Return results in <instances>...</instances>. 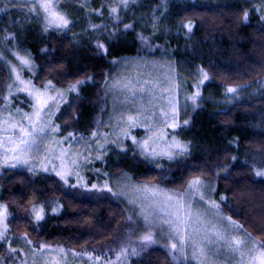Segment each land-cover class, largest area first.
<instances>
[{"label":"trees","instance_id":"trees-1","mask_svg":"<svg viewBox=\"0 0 264 264\" xmlns=\"http://www.w3.org/2000/svg\"><path fill=\"white\" fill-rule=\"evenodd\" d=\"M59 7L73 22L66 34L45 33L37 17L12 12L1 19L0 37L5 30L14 35L7 45L31 57L37 66L33 78L37 86L47 80L57 87L84 81L58 115L62 131L89 135L94 130L101 89L116 60L165 52L175 62L182 86L181 111L188 124L183 123L176 134L189 144V154L163 161L158 168L128 143L126 150L111 147L96 167L112 177L128 174L137 183H158L174 191L181 190L189 174L202 170L215 188L214 198L223 214L262 238L264 177L252 171L264 167V86H260L264 81V21L260 16L250 6L228 0H167L166 8L162 0H137L120 11L119 21L110 18L105 0H91L87 9L73 1ZM245 11H249L247 21ZM189 21L191 32L183 26ZM117 23L118 28L114 27ZM125 24L132 27L125 30ZM90 25L97 27L93 30ZM141 35L149 38L151 47L142 43ZM98 42L104 47L98 48ZM200 69L209 74L207 84L215 93L189 106L182 98L193 92ZM7 79L8 70L0 62V106ZM229 86L246 89V96L222 103ZM222 164L231 166L230 176L216 175ZM0 203L9 211L12 236L27 235L35 245L43 242L75 251L113 245L127 216L125 206L107 192L84 195L65 187L55 175L18 169H6L0 175ZM56 204L61 210L55 214ZM33 205L44 206L43 220L32 219ZM4 248L0 245V256ZM132 264L173 263L164 249L153 247Z\"/></svg>","mask_w":264,"mask_h":264},{"label":"snow or ice","instance_id":"snow-or-ice-1","mask_svg":"<svg viewBox=\"0 0 264 264\" xmlns=\"http://www.w3.org/2000/svg\"><path fill=\"white\" fill-rule=\"evenodd\" d=\"M60 2L61 0H0V4H3L0 11L7 12L9 5L25 7L27 13L41 20L43 32L54 31L57 34H66L67 31L71 30L70 25L73 22L60 9ZM135 2L136 0H107L110 18L119 21L120 11L127 10L130 3ZM166 4L167 0H162V5L165 8ZM80 7L87 9L88 0H84ZM103 7L104 5L101 6L102 9ZM92 11H95L98 16L103 15L102 11ZM153 18L156 19L155 13H153ZM243 19L247 21L248 11L244 12ZM183 26L191 32V21ZM90 27L95 30L97 26L90 25ZM114 27L118 28L119 24H115ZM131 27L130 24L124 25L125 30ZM152 27L155 29L156 25L153 24ZM0 39L7 44L14 40L15 36L5 30ZM139 39L145 46L151 47L149 38L141 35ZM97 47L103 48L104 45L98 42ZM9 52L19 61L20 67L18 68L15 64L8 62L10 74L15 79L5 85L8 94L3 96L4 109H0V167L15 168L17 165H26L29 171L35 173L37 169L47 172L51 166L52 171L64 184L73 188L78 186L87 188L84 178L80 175V160L83 159L86 163H90V154L71 151L73 147L71 143L68 144L67 148L64 147V142L74 140L75 134L69 132L63 140L57 139L55 134L59 133L60 127L53 122L55 115L53 108L58 111L59 101H64L67 93L77 92L78 86L84 81L69 83L66 89H58L51 80H47L42 82L41 87H37L32 80L25 81L20 76L22 69L34 70L31 57L28 55L20 56L11 49ZM3 59V53L0 52V60ZM208 79L209 74L200 69L199 83L193 85L196 91L186 99L196 104L201 97L200 85H203ZM149 83L152 84V89L145 87ZM105 87H107V81ZM113 87L120 92L131 93V97H126V99H132L133 102L137 92L148 91L151 95L152 91L158 89L161 92H168L169 95L168 103L160 108V116L164 117L163 120L156 116L155 111L148 113L146 111L147 106L142 104L134 115H127L126 121L124 120V113H121L120 117L117 118L119 131L108 135L115 136L119 140L122 134L124 139H128V129L144 124L149 135L141 141H137L134 136L131 139L145 159L159 163L160 160L172 161L177 156L188 154L187 144L179 141L175 135L168 142L166 140L167 133L159 127L161 123L167 128L179 127L177 102L174 98V93L179 85L174 79L169 77L163 83L144 80L143 85L139 81L133 83L129 80L123 84L117 81ZM14 90L27 92L28 97L31 98L32 112L24 113L19 119L13 116L9 109ZM239 91L240 89L234 86H229L226 89V93L231 94L232 98H235ZM51 93H55V95ZM152 102H155V98ZM5 110L8 111L7 116L4 114ZM16 112L19 113L20 109L17 108ZM150 119L154 121L151 124L148 123ZM184 124H188V121L185 120ZM91 135L95 138L98 133L92 132ZM53 144L59 148L58 153L56 149L51 147ZM98 151L102 152L104 149L101 148ZM231 159L235 162L237 158L232 156ZM56 161H59L58 166ZM230 167L226 164L219 165L216 175L219 176L220 172H225L230 176L232 174L229 170ZM252 171L255 176L264 177V167H253ZM73 175H75L76 183L70 184V177ZM205 175L206 173L202 170L194 171L182 180L181 190L176 191L163 189L158 183L136 184L128 178L123 179L120 191H113L107 182L99 188L96 184H92L91 188L88 189L89 191H107L114 197L125 196L129 203L136 205L138 209V212L134 209L138 219H134L132 215L126 218L130 222L127 238L120 243L117 261H121V264H127L129 255H139L140 252L159 242L162 247L168 249V254L177 264H218L221 255L225 252L228 254V264H264V232L261 233L262 238L254 237L243 224L238 223L231 216H225L221 211L220 203L208 195L210 191L215 189L209 185V182L204 178ZM220 199L224 200L225 197L221 196ZM52 210L57 211L56 208ZM30 214L34 216L36 222H39L44 219L45 208L43 205L39 207L33 205ZM7 218V207L0 204V243L9 244L7 250L9 256L0 257V264H6L10 258L14 260L18 251L11 247L12 241L8 237ZM139 220L143 221V231L137 237V242L134 243L132 236L136 234L139 228ZM22 239L29 245L33 244L27 235ZM48 247L45 243L40 242L32 248L33 264H60V261L50 260L44 256H41L39 262L37 261L36 257ZM58 251L63 253L64 249L60 248ZM88 255L90 260L93 259L91 254ZM100 259V256L95 257L96 261ZM108 264H112V262L109 261Z\"/></svg>","mask_w":264,"mask_h":264},{"label":"rangeland","instance_id":"rangeland-1","mask_svg":"<svg viewBox=\"0 0 264 264\" xmlns=\"http://www.w3.org/2000/svg\"><path fill=\"white\" fill-rule=\"evenodd\" d=\"M70 1L78 2L79 4L84 2V0H61L60 4L62 2H70ZM90 1L91 0H88V6L90 5ZM228 1H233V2L239 1V2H242L243 5H248V7L250 6L251 12H256V14H258L260 16L261 20L264 21V18H262V17H264V4L262 2H260L258 0H228ZM60 4H59V6H60ZM105 4L108 7L107 0H105ZM2 8H3V4H0V9H2ZM257 9H260V10L258 11ZM246 10H247V8H246ZM12 12H19V13L31 15L30 13H27V9L25 7H13V6L9 5L7 12L0 11V23L3 22L1 20L3 17L7 16V14H10ZM40 23H41V20H40ZM3 35H1L0 38H2ZM9 49H11L13 52H17L20 56L28 55L24 51L22 52V51L18 50L16 47L8 46L7 44L2 42V39H0V52H2L3 56H4V59L0 60V62L8 70V79H7L6 84L15 79V77L10 74V67H9L8 62H11V64H15L18 68L20 67L19 61L16 60L15 56L11 55V53L9 52ZM31 61H32V64L34 65V70L28 71L26 68L22 69L20 71V76L23 80H25V81L32 80V82L35 84L33 78L36 75L37 66L33 62L32 59H31ZM169 77L174 79L176 81V83L179 85L176 92L174 93V98L177 102L179 127L175 128V129L167 128L162 123L159 125V127L167 133L166 140L168 142H170L173 135H175L179 141L187 144L188 148H189V144L186 142H183L176 134L178 129L180 128V126H182V124L184 123L183 122V114L181 111L182 102H181V98H180V95L182 92V89H181L182 86L180 85V82H179V77H178V73L176 71L175 62L172 59H170L169 55H167L165 52H163L162 55L157 56V57H148V56L125 57V58L118 59L114 62L112 70L109 72V74L107 75V77L105 79V82L107 81V87H105V82H104L103 89H101L103 93H101L100 100H99L101 103L100 104L101 105L100 114L96 119L95 128L92 131V132L98 133V136L95 138L92 137V135H91L92 132L89 135H81L79 133L74 132L73 130L63 132L62 128L60 126V123L57 121L58 115H59L60 111L62 110L63 106H65L68 103V101L71 97H73L74 95H77L79 93L80 87L84 83H82L78 86L77 92L67 93L65 96V100L59 101V110L57 111L55 108H53V111L55 112V115L53 116V122L55 124L59 125V127H60L59 133L55 134L57 139L63 140V138L66 137L69 132L74 133L75 139L71 140V141H65L63 146L67 148L68 144L71 143L73 145L71 151L85 153L86 155L90 154L89 159L91 161L90 163H86L83 159L80 160V164H81L80 175L84 178V182H86L87 188L80 187V186L75 187V188L71 187V188H73L75 191L81 192L84 195L85 194H94V193L103 194L104 192H99L97 190L89 191L88 189L91 188L92 184H96L99 188V187H102L105 184V182H107L108 185L110 187H112L113 191H120L121 187H122V181L124 178H128L131 182L139 184V183L135 182L128 174H123V175H120L117 177L109 176L108 174H106L103 171H101L100 169H98L96 167V165L105 159V157L109 153V151H110L109 149L111 147H116L117 149H120V150H126L128 143H130V145H132L134 147L133 149H135L136 152L141 157H143L145 159V157L140 154L139 148L133 144L132 139H131V137L134 136L137 141H141L147 135H149V133H147L145 130L144 124H140L136 127H132L131 129H128V131H129V138L128 139H124L123 135L121 134L120 139L117 140L115 136H110L108 134L119 131V129L117 128V118L120 117L121 113H124V120L126 121L127 115L128 114L134 115L136 113V111L138 109H140V106L142 104L147 106L146 111L148 113L155 111L156 116L160 120H163L164 117L160 116V108L165 106L168 103L169 93L168 92H161L158 89L152 91L151 95L149 94L148 91L137 92L135 101L133 102L132 99H126V97H131V93L120 92L116 88H114L113 85L117 81H120V83L123 84L129 80L132 81L133 83H136L137 81H139V83L141 85H143L144 80H148L150 82L151 81H158V82L163 83ZM199 77H200V72H199ZM208 82H209V79L206 80L203 85H200L201 97L197 100L196 104H193L191 100L186 99L188 96H191L196 91L195 88H194L192 93L184 95V97L182 98L183 102L189 104V106H196L201 98H203V97L207 98L206 94H208V96H209L208 99H209L215 93V91L211 86H209V84H207ZM198 83H199V79H198L197 84ZM164 86L166 87L167 85L165 84ZM260 86L261 87L264 86V81L260 83ZM37 87H41V86H37ZM67 87L68 86H66V87H57L56 86V88H58V89H60V88L66 89ZM145 87L147 89H152V84L149 83ZM245 91H246V89L240 88V91L238 92L236 97L232 98V95L227 94L226 89H225L223 92L222 103L230 104L232 101L238 100L243 95L246 96L247 93ZM7 94H8V90L5 87V91H4L3 96H5ZM51 94L55 95V93H51ZM22 97H24V98H22ZM154 98H155V102L153 103L152 101L154 100ZM16 100L18 101V103H16ZM4 104H5V101L3 100V104H2V106H0V109H4ZM30 104H31V98L28 97L27 92H17L14 90L13 95L11 97V103L9 104V109L11 110L12 115L15 116L17 119H19L24 113H31L32 112V108L30 107ZM185 106H187V105H185ZM17 108L20 109L19 113L16 112ZM4 114H5V116H7L8 111L5 110ZM153 122L154 121H152L151 119L148 121L149 124H151ZM169 122L171 123V120H169ZM106 140L108 142H105ZM112 141H115V142H112ZM51 147L56 149L57 153L59 152V148L55 144L51 145ZM101 148L104 149V151L99 152L98 150H100ZM189 152H190V149H189ZM189 152H188V154H189ZM97 155H99V158H97ZM183 157H185V156H177L173 160L183 158ZM145 160H147L152 166H156L158 168L161 167L163 161H168V160L164 159V160H160L159 163H157L156 161H152V160H148V159H145ZM33 163H35V161H33ZM56 164L58 166L59 161H56ZM6 169H18L21 171H27L29 173H33V172L28 170V166L17 165L15 168H9L6 166L0 167V175ZM35 173H48V174L55 175L57 178H59L55 174V172L52 171L51 166H49V170L47 172H44L42 170L37 169V171ZM88 174L91 175V177H89ZM59 180H60V178H59ZM61 182L65 187L70 188L69 185L64 184L63 181H61ZM72 183H76L75 175L70 177V184H72ZM209 185H210V183H209ZM163 189H165V188H163ZM105 192H107V191H105ZM107 193L110 194V196H112L111 193H109V192H107ZM214 194H215V190L210 191L208 193V195H210L213 199H215ZM112 197H113V199L118 200L119 202H121L125 206V208L127 210L126 218L128 216L132 215L134 217V219H138V217L134 213V209L138 212L136 205L130 204L128 199H126L125 196H119V197L112 196ZM0 204H2V203H0ZM2 205H4V204H2ZM36 206L39 207L38 205H36ZM53 208L57 209V211H55V212L52 210V213H55V214L61 210V206L58 204H56ZM9 216H10V214L8 211V218L6 221V223L8 224V227H9L8 237H9V240L12 241L11 247L16 248L18 251L16 253L15 259L13 260L10 258L9 262L8 263L6 262V264H33L32 248L35 247L36 245L34 243L32 245L27 244L26 241L24 239H22V237H24V236L15 237V236L11 235V233H10L11 229L9 226V218H10ZM44 216H45V214H44ZM31 217L35 221L34 216L31 215ZM129 223L130 222L126 219L125 225H124L123 229L120 231V233L117 235L113 245H106L104 247L101 246L92 252L88 251V250L75 251L73 249H69V248H66L63 246L48 245L49 247L46 248L43 253L38 255L36 257V259L39 262L41 259V256H44V257L49 258L50 260L51 259L58 260V261H60V264H108L109 261H111L112 264H121V261H117L116 257H117V252L119 250L121 241L125 240L127 238ZM142 231H143V221L139 220V228H138L136 234H134L132 236V240L134 243L137 242V237L140 235V233ZM0 245L5 247L2 251L3 255L0 257L9 256V253L7 251L9 248V244L8 243H0ZM153 247H159L161 249H164L168 253V249L162 247L161 244L158 242L157 244L152 245L149 248H147L145 251L140 252L139 255H135V256L129 255L127 258V264H132L133 260L140 258L144 253L148 252V250L153 248ZM60 248L64 249L63 253H60L58 251V249H60ZM138 251H139V249H138ZM73 253H76V255H73ZM88 254H91L93 259L90 260ZM96 256H100L101 259L99 261H96L95 260ZM170 258H171V261L173 264H177L176 261L172 260L171 256H170ZM122 260H123V258H122ZM218 264H228V254L226 252L223 255H221V257L218 261Z\"/></svg>","mask_w":264,"mask_h":264}]
</instances>
